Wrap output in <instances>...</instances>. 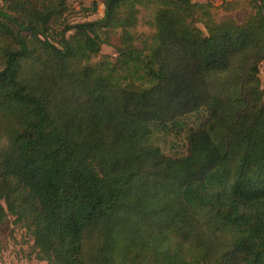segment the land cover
<instances>
[{
    "label": "trees",
    "instance_id": "1",
    "mask_svg": "<svg viewBox=\"0 0 264 264\" xmlns=\"http://www.w3.org/2000/svg\"><path fill=\"white\" fill-rule=\"evenodd\" d=\"M257 1L239 25L192 0L73 24L68 0H0V226L46 264H264Z\"/></svg>",
    "mask_w": 264,
    "mask_h": 264
},
{
    "label": "rangeland",
    "instance_id": "2",
    "mask_svg": "<svg viewBox=\"0 0 264 264\" xmlns=\"http://www.w3.org/2000/svg\"><path fill=\"white\" fill-rule=\"evenodd\" d=\"M103 0H68V11L64 15L66 23H78L84 21H95L103 17ZM201 4L210 14L211 20L219 23L224 20H232L236 24L245 23L256 11L257 0H192ZM97 3V11L92 12L91 3ZM138 25L135 34L141 37H149L153 34V28L147 22L151 19V11L139 8ZM199 13V10H198ZM197 27L205 32L202 24ZM138 45V44H137ZM115 46H118L117 36L111 37V45L101 46L99 55L93 59L98 62L100 57L107 55L115 57ZM260 83L264 91V62L260 65ZM168 151L180 150L182 143L173 137L164 141ZM0 264H46L35 259L32 249V240L20 227L13 224L12 219L6 220L0 226Z\"/></svg>",
    "mask_w": 264,
    "mask_h": 264
}]
</instances>
